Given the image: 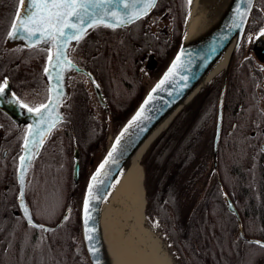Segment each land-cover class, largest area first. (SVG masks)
<instances>
[{"label": "trees", "instance_id": "16d2710c", "mask_svg": "<svg viewBox=\"0 0 264 264\" xmlns=\"http://www.w3.org/2000/svg\"><path fill=\"white\" fill-rule=\"evenodd\" d=\"M188 8V0H159L154 18L148 23L143 19L123 28L102 25L73 46L72 58L95 76L109 109L99 103L82 73L72 75L65 101L66 119L61 129L52 133L32 164L25 188L26 200L39 221L55 225L66 209L69 212L59 227L34 234L33 238L46 241V245L39 246L32 254L26 250L28 254L25 252L23 259L36 254L37 264H90L80 236V192L85 182H76L74 178V151L79 149L83 164L90 146L99 140L105 128V117L110 115L119 124L136 107L146 90L141 69L147 67L153 74L161 73L181 41ZM263 17L264 0H257L250 26L259 29ZM76 48L79 52L73 54ZM150 56L155 57L156 66L148 64ZM15 60L13 55L7 59L3 69L6 74H11L10 64ZM235 60L224 102L217 169L212 164L213 139L206 141V136L209 131H214L222 74L180 112L143 160L148 213L160 218L183 264L264 262V248L239 237L238 221L225 200L227 194L234 202L245 235L264 240V149L260 144L264 140L261 130L264 110L257 95L258 77L252 64L239 65ZM43 63L39 54L22 58L20 65L26 79L33 81L40 74ZM234 122L235 126L230 130ZM154 148L149 159V152ZM176 164H180L177 177L199 176L203 179L193 178V183L192 180L176 181L168 184V191L164 193V176L171 174ZM15 169L3 172L0 168L3 179L0 180V217L5 220V235L13 234L24 242L32 236L28 227L23 222L15 225L9 220L16 207ZM206 184L209 187L205 189V199L192 210L191 218L184 220L182 205H190L182 200V195L195 191V185L199 190ZM1 262L0 256V264H3ZM6 262L8 264V260ZM9 263L13 264L11 260Z\"/></svg>", "mask_w": 264, "mask_h": 264}, {"label": "water", "instance_id": "95a60500", "mask_svg": "<svg viewBox=\"0 0 264 264\" xmlns=\"http://www.w3.org/2000/svg\"><path fill=\"white\" fill-rule=\"evenodd\" d=\"M157 2L158 0H156V4ZM125 4H127L128 7H125ZM255 4L256 0H252L251 8L248 9V6L243 3V0H228L218 12V14L208 22L209 24L206 28L201 29L193 36L185 39V34L191 15L192 1L189 3L183 35L174 55L163 69L161 74L157 77L155 82L145 92L137 106L121 124L112 141L106 147L104 153L95 163L87 177L80 198L79 217L81 239L90 264H112L104 234L103 205L113 187L114 182L122 172L125 165L128 163L129 159L154 131L158 124L169 115H172L169 123L158 133V135H156V137L147 147L142 156L143 159L144 155L150 149L152 144L171 126L180 112L187 105H189L194 100V98L218 75L222 74L221 86L216 105V118L212 141V164L213 168L217 169L218 149L222 132L224 102L229 75L232 64L245 35L246 27ZM155 6L149 9L147 14L142 15L140 18L151 13ZM142 7L143 0H112L111 4L104 5L100 9H89L92 15L85 16L83 22L78 23V27L84 28V32L81 38L78 40L69 39L67 42H65V40L59 37L58 33L55 32V29L49 28L47 24L42 25L41 32H38L31 38H28L26 32H21L16 36L10 37L9 33L12 30L11 26L7 33L5 42L8 44L21 43L25 47H34L47 44V46L52 47L53 51L48 56L45 68L47 67L49 69L52 78L57 76L60 77L59 82H57L55 79H50V77L44 72V78L48 86V98L43 104L49 103L50 100L55 99L56 109L50 119L54 120L57 116L60 118L57 121L56 127L51 129V131H48L47 124H41L39 114L35 111V109L39 108L42 104L36 108H33V112H28L27 108L21 106L24 104L17 98L16 95L12 93V86L9 79H7L9 85L8 92L6 95L0 98V109L4 110L15 121L23 123L27 126L22 143L21 154L19 157L28 156L30 154L24 149L25 143H29V147L32 148L33 152L32 159L26 165V170L21 169L20 160L18 159L17 181L19 184V204V196L21 191H23V203L28 207L29 213L32 216V220L37 225H43L47 230L59 227L66 218L69 209H66L60 221L54 226L37 221L34 218L31 207L26 201L25 188L27 176L32 164L34 163L37 156L41 153L50 135L66 119L65 101L69 95L70 77L74 71L83 73L89 77L100 103L105 105L106 109H109L100 84L96 81L94 75L90 71L71 59L69 54L70 48L72 45L80 41L94 27L113 23V17L111 15H104L105 12L114 13L117 18L126 21V23L123 25L117 26L124 27L140 19L130 18L136 17L137 13ZM237 8H239L241 12H246V15H238ZM20 9L23 11L24 15L27 16L29 9L24 5H21ZM45 15H47V13H45ZM93 16H95L97 19L102 16L103 23L95 24ZM69 20L70 22L76 23V21L72 20L71 18H69ZM90 23L94 26L89 27L88 25ZM237 24L240 26L237 27ZM59 26L60 25H58V27ZM29 27L31 26L29 25ZM45 28L48 30L44 31ZM72 31L75 30L65 29V32L68 35H71ZM49 32L57 36L55 41L49 38L48 41L45 42V38L48 37ZM258 34H254L249 37L245 50V57H252L257 65H260L264 68V37H259ZM230 46L232 47V51L226 66L210 77L214 66ZM58 51L62 52L63 55L60 57L59 61H56L55 57ZM177 56L180 57L179 60H177ZM50 57L53 58L51 62ZM65 58L67 61H71V68L65 62ZM56 63H59V67L54 68L53 64ZM173 65H175V67H173ZM170 69L171 71H169ZM162 80L164 82L161 84L160 82ZM157 84H160L159 88L156 87ZM53 89L56 91H53ZM153 89L156 90L153 91ZM57 92L60 94L57 95ZM149 96H151V99H149ZM138 113L139 115H137ZM37 125H40L39 129H37ZM29 130H38L40 135L29 137ZM41 138H43V143L39 146L30 143V141L40 140ZM74 158L73 172L74 178L76 182H78L81 172V163L80 153L77 148L74 152ZM101 165H103V167H101ZM21 175H23L22 184L20 182ZM94 176L96 177L95 179H93ZM90 184L92 185L91 190L89 189ZM86 199L88 200L87 213H85L84 210V202ZM225 200L229 211L235 215L238 221L239 236L243 240H247L249 242L260 241L264 243V240L262 239L247 237L244 234L242 219L238 209L227 194H225ZM86 236H91L92 239H86ZM90 249H95V255H93Z\"/></svg>", "mask_w": 264, "mask_h": 264}, {"label": "flooded vegetation", "instance_id": "af4514ba", "mask_svg": "<svg viewBox=\"0 0 264 264\" xmlns=\"http://www.w3.org/2000/svg\"><path fill=\"white\" fill-rule=\"evenodd\" d=\"M21 5H19L20 8ZM157 6V5H156ZM155 10V8H154ZM154 10L149 13L148 15L140 18L139 20L135 21L138 22L140 20L145 19L146 23L151 21V19L154 18L153 12ZM18 11V9H17ZM17 11L15 13V16L17 14ZM254 11V10H253ZM14 16V17H15ZM253 20V12L252 15L249 19V22L246 27V34L244 36V40L239 48V51L236 56V63L241 65L245 62H250L252 64V67L254 69V73L257 74V77H261L263 70L262 67L254 63V60L252 57H245V39L247 37L251 36L252 34H255V32H258L260 29L264 27V17L262 19L263 25L259 29L253 26H250L251 22ZM14 21V19H13ZM133 22L132 24H134ZM13 23V22H12ZM131 25V24H130ZM128 25V26H130ZM101 26L98 25L97 27H94L91 31L99 29ZM127 27V26H124ZM115 28H123V27H115ZM10 27L8 28L7 31H9ZM7 31L5 32V35L3 36V39L0 41V81H3L4 79H9L11 86H12V93L17 96V98L24 104L27 105L28 107L31 108H36L43 104L47 98H48V86L47 83L45 82L44 78V68L46 65V61L48 59V56L51 54L53 51L52 47L47 46V44H42L34 47H25L21 43H15V44H8L6 41V35ZM89 31V32H91ZM88 32V33H89ZM87 35V34H86ZM85 35V36H86ZM84 38V37H83ZM7 45L12 46V50L8 53V49L6 48ZM79 51H77V48L75 51H73V54H77ZM37 54L41 55L44 63L41 67L40 74H37L33 81L29 80L28 78L26 79V76L23 74L24 68H22V65H20L22 58L26 56H32L33 57ZM13 55V57L16 58L14 62L10 64V72L11 74L8 75L5 73V70H3L6 65H7V57ZM75 60V59H74ZM76 61V60H75ZM77 62V61H76ZM149 63H153V59L149 58L148 59ZM155 63V62H154ZM36 71V69H35ZM19 80V82H17ZM31 82V83H30ZM24 84H29V85H24ZM22 86H24L22 88ZM42 92V96L44 95V98L38 100V97L34 96V94ZM227 92V91H226ZM24 97V98H23ZM29 98V101L26 99ZM25 108V107H24ZM264 110V109H263ZM235 126V122L232 124V127L230 130ZM27 126L23 123H19L15 121L11 116H9L4 110L0 109V168L3 169V172H8L11 168L15 167V178L17 181V166H18V159L21 154L22 150V143L25 135ZM262 134L264 135V127L261 128ZM253 134V132H252ZM261 148L264 149V140L261 141ZM180 167V164L174 165L172 169V173L169 174L168 176H164V187H163V192H167V185L168 184H173L176 181L179 182H185V181H190L193 178L196 180H201L203 178H200L199 176L191 177V176H183V177H177V168ZM175 171V172H173ZM13 174V172H10ZM1 175V174H0ZM8 178V177H7ZM12 178V177H9ZM178 178V179H177ZM0 180L2 181L3 179L0 177ZM193 183V180L190 181ZM18 184V181H17ZM209 184H206L204 186H200L197 190V185H195V191L192 190L189 193H184L182 196V200L186 203L189 204L185 205L187 207L185 209L184 204L182 205L181 212L183 214L184 220H189L191 218V212L193 209L198 207V205L205 199L206 197V192L205 189H208ZM188 189V186L184 188V190ZM18 193H19V184L17 188V193H16V202L15 205L16 207L12 209L11 214H10V221L14 222L15 225H19V223H22L23 225L28 227V232L31 233V238L24 240H19L15 237V235H5V229H4V221H2L0 217V223L3 225L0 226V256H1V261L3 264H8L9 260L12 261L13 264H37V261L35 260L34 256L36 254H33V256H26L24 259L22 258V255L27 251H29V254L34 253L39 246L46 245V241L42 240H37L33 238L34 234L35 236L37 233L41 230L39 228H33L29 225L27 222L22 209L20 207L19 201H18ZM14 201V200H13ZM15 216H14V215ZM185 215V216H184ZM6 216V215H5ZM36 218V217H35ZM5 219V218H4ZM37 219V218H36ZM38 220V219H37ZM39 221V220H38ZM42 222V221H40ZM44 223V222H42ZM48 224V223H45ZM50 225V224H49ZM16 238V239H15ZM49 243V241L47 242ZM29 247V249H28ZM28 254V252H26ZM14 255L16 258L12 259L10 256ZM9 258V259H7ZM11 258V259H10ZM1 262V263H2ZM264 263V262H263ZM262 263V264H263Z\"/></svg>", "mask_w": 264, "mask_h": 264}, {"label": "bare ground", "instance_id": "6f19581e", "mask_svg": "<svg viewBox=\"0 0 264 264\" xmlns=\"http://www.w3.org/2000/svg\"><path fill=\"white\" fill-rule=\"evenodd\" d=\"M191 1L185 39L206 28L228 0ZM231 51L230 46L214 66L210 77L226 66ZM171 118L169 115L159 123L129 159L104 202L103 227L112 264H178L162 232L154 230L148 221L142 162L147 147Z\"/></svg>", "mask_w": 264, "mask_h": 264}, {"label": "snow or ice", "instance_id": "6c2138e0", "mask_svg": "<svg viewBox=\"0 0 264 264\" xmlns=\"http://www.w3.org/2000/svg\"><path fill=\"white\" fill-rule=\"evenodd\" d=\"M188 2L191 3V0H188ZM111 3L112 0H17L18 11L11 25L12 30L9 33V35L10 37H13L20 34L21 32H26L28 38H31L35 36L38 32H41L42 25L47 24L49 28L55 29V32L58 33L59 37L63 38L65 42H67V40L69 39L78 40L81 38L84 32V28L78 27V23H82L85 16L92 15L89 9H100L104 5ZM243 3L248 6V9H250L252 5V0H243ZM155 4H156V0H143V7L137 13L136 17L130 19H137L140 18L142 15L147 14L148 10L154 7ZM19 5H24L29 9L27 16L24 15L23 11L19 8ZM125 7H128V5L125 4ZM45 13H47V15H45ZM237 14L240 16H244L246 15V12H241L240 9L237 8ZM104 15H111L113 17V23L106 25L108 27H117L126 23V21L117 18L114 13L105 12ZM69 18L76 21V23L70 22ZM93 19L95 20V24L103 23L102 16L99 19L93 16ZM29 25L31 27H29ZM58 25L60 26L58 27ZM88 26L93 27L94 25L90 23ZM239 26L240 25L237 24V27ZM65 29L67 30L74 29L75 31H72L71 35H68L66 34ZM47 30H48L47 28L44 29V31ZM258 35L259 37H264V30H261ZM49 38L55 41L57 36L49 32L48 37L45 38V42H47ZM62 55L63 53L58 51L55 60L59 61ZM52 59L53 58L50 57V62ZM179 59L180 57L177 56V60ZM65 62L69 65L70 68L72 67L71 61H67L65 58ZM53 67L54 68L59 67V63L53 64ZM173 67H175V65H173ZM169 71H171V69ZM44 72L46 75L50 77V79H55L57 82H59L60 77L57 76L55 78H52L51 73L47 67L44 69ZM163 82L164 81L162 80L160 83L162 84ZM156 87L159 88L160 84H157ZM8 89H9V85L7 79L0 81V98H2L4 95L7 94ZM155 90L156 89H153V91ZM53 91L56 90L53 89ZM59 94L60 93L57 92V95ZM149 99H151V96H149ZM21 106L27 108L28 112L30 113L34 111L33 108H30L27 105H21ZM55 109H56L55 99L50 100L49 103L42 104L39 108L35 109V111L39 114L41 124L48 125V131H51V129L55 128L57 125V121L60 119L59 116H57L56 119L54 120L50 119L52 114L55 112ZM137 115H139V113ZM39 127L40 125H37V129H39ZM38 135H40L38 130H29L28 132L29 137L38 136ZM30 143L39 146L40 144L43 143V138H41L40 140L30 141ZM24 149L30 154L28 156L19 157L20 166L22 170H26V165L32 159V155H33L32 148L29 147V143L24 144ZM101 167H103V165H101ZM95 178L96 177L94 176L93 179ZM20 182L21 184L23 183V175H21L20 177ZM91 188L92 185L90 184L89 189L91 190ZM23 197H24V193L23 191H21L19 196L20 206L23 210L24 216L27 219L29 225L33 228H39L43 231H47V229H45L43 225H37L34 223V221L32 220V216L29 213L28 207L23 203ZM84 210L85 213L88 212L87 199L84 202ZM157 226L158 225L156 224L153 225V227H157ZM86 239L90 240L92 239V237L86 236ZM255 243L260 245V247L264 248V243L260 241H256ZM90 251H92L93 255H95V249H90Z\"/></svg>", "mask_w": 264, "mask_h": 264}, {"label": "rangeland", "instance_id": "374dc122", "mask_svg": "<svg viewBox=\"0 0 264 264\" xmlns=\"http://www.w3.org/2000/svg\"><path fill=\"white\" fill-rule=\"evenodd\" d=\"M17 9H18L17 0H0V41L3 39L5 32L8 30L9 26L12 24ZM158 26L161 27L160 23ZM6 48L8 49V53L12 50L11 45H7ZM8 58H9V55H8L7 59ZM156 75L157 74H153L150 72V73H146L145 76H143V77L150 84L155 80ZM17 82H19V80H17ZM259 82L260 83L257 86V95H258L259 101L261 103V107L264 109V68H263V73H262V79H260ZM23 87L24 86H22V88ZM34 96L38 97V100H40L41 98L42 99L44 98V95L42 96V92L34 94ZM26 100L29 101V98H27ZM107 117H105V125L107 122ZM111 122L112 123L108 126V128H107V126H105V128L103 129L99 140L90 146L88 154L85 157L84 162L82 164V171H81V177H80V179L82 180V183H83V181L85 182V180L87 179V175H88L90 169L92 168V166L94 165L96 158L101 156V154L103 152L101 150V148L105 149V147H106L105 145L107 143H109L110 140L113 138V136H114L115 132L117 131V128H118L120 122H122V120L118 124V121L116 120V118L113 119V117H112ZM206 137H207L206 141H209L212 137V132L209 131L207 133ZM154 152H155V148L151 149V151L149 152V159L152 157ZM91 159H93V161H92L93 165L91 164ZM150 183H152V182L150 181ZM83 186H82V188H83ZM81 193H82V191L80 192V196H81ZM145 205H146L145 208H146L147 218H148V221H149L151 227H153L154 224L158 225L157 227H153V229L162 232L165 241H167L168 248L173 253L176 262H178V264H182L183 262L181 261L179 254L176 252L175 247L171 244V242L168 240V238L166 236V233H165L166 231L164 230V226H163L162 222L160 221V218L155 214L151 216L148 213L147 197H146V204Z\"/></svg>", "mask_w": 264, "mask_h": 264}]
</instances>
